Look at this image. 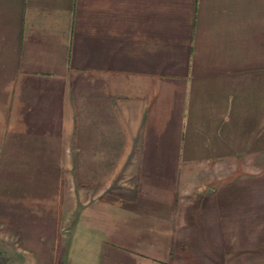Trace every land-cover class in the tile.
Returning <instances> with one entry per match:
<instances>
[{"label":"crops","instance_id":"crops-1","mask_svg":"<svg viewBox=\"0 0 264 264\" xmlns=\"http://www.w3.org/2000/svg\"><path fill=\"white\" fill-rule=\"evenodd\" d=\"M0 264H264V0H0Z\"/></svg>","mask_w":264,"mask_h":264}]
</instances>
